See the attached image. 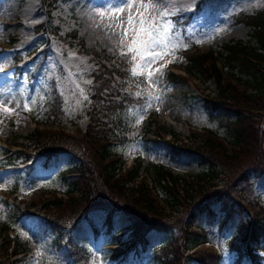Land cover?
I'll list each match as a JSON object with an SVG mask.
<instances>
[{"label": "rangeland", "instance_id": "1", "mask_svg": "<svg viewBox=\"0 0 264 264\" xmlns=\"http://www.w3.org/2000/svg\"><path fill=\"white\" fill-rule=\"evenodd\" d=\"M198 1L162 0L156 4L153 0L149 4L133 0L122 9L106 11L107 5L116 4L118 0H46V6L42 0H0L7 8L0 9V89L4 92L0 96V263L9 264L10 260V248L1 240L4 232L1 225L8 221L9 215L4 199H11L17 193L16 198H21V203H32L33 207L55 195L66 200L67 185L63 182L62 172L74 162L69 151L60 152L55 163L49 165L33 153L35 165L28 175L26 166H22V155L10 152L20 147L11 144L13 138L22 140V135L35 126L81 135L88 121L91 72L97 67V60L103 55L121 56V49L129 52L130 48L136 47L130 44L131 36L125 37L123 32L130 15L134 18L143 15L151 20L171 9L175 15L170 19L180 46L175 51L163 49L166 54L150 66L141 68L139 59L135 65L128 64V69L135 67L136 75L129 72L122 77L121 86L136 99L113 117H109L111 113L107 116L113 154L123 159L121 172L140 161L135 182L141 178L146 180L147 185L152 186V193L162 201L163 195L153 187L151 175L147 173L148 163H159L173 172L190 174L202 167L199 155L193 151L202 137L210 135L208 137L214 142L226 144L223 128L210 117L202 98L205 92H216L217 85L213 78L202 80L198 74H188L184 70L187 62L184 51L213 47L219 55L223 42L235 38L248 40L249 26L238 16L264 8V0H204L190 21L183 24L182 18L176 16L194 9ZM117 24L121 27L116 28ZM122 38L125 39L123 46L120 44ZM126 58L129 61L131 57ZM168 70L179 72L182 77L171 81L166 77ZM149 72L153 73L151 80L146 78ZM222 77L227 81L232 74L223 68ZM243 86L235 83L240 90ZM246 91L251 88L247 87ZM161 94V102L153 101L145 108L144 98ZM262 146L264 149V141ZM31 149L27 150L34 152ZM5 158L10 161L5 162ZM236 192L250 208L264 204V172H252L248 179L238 183ZM244 204L233 201L221 206L216 203L211 215L202 214L198 219L200 233L196 235L205 238L198 246L220 250V264H264V250L256 251L260 255L258 260L244 256L238 262L236 250L229 245L236 224L248 215ZM50 212L57 210L52 207ZM173 216V220H179V215ZM89 218L83 220L78 229L67 233L87 246L88 264H154L157 259L154 247L177 234L175 221L166 230L151 229L144 250L140 248L138 252L132 247L126 257L118 260L113 255V236L121 233L120 238L127 239L126 242L131 236L129 229L124 227V215L116 216V225L111 232L103 225L98 210ZM224 219L226 223L223 224ZM9 224L12 226L10 233L25 243L14 264H67L56 246L59 240L38 216H23ZM190 264L199 263L192 260Z\"/></svg>", "mask_w": 264, "mask_h": 264}, {"label": "trees", "instance_id": "2", "mask_svg": "<svg viewBox=\"0 0 264 264\" xmlns=\"http://www.w3.org/2000/svg\"><path fill=\"white\" fill-rule=\"evenodd\" d=\"M45 1L42 0L46 6ZM191 15L185 14L182 22H188ZM239 16L238 19L249 26L248 40L235 38L223 42L219 55L213 47L185 51V71L198 74L202 80L213 78L217 85L216 92H205L202 98L210 117L223 128L226 144L214 142L210 135L202 137L193 150L199 155L202 167L190 174L173 172L159 163H148L147 173L151 175L153 187L163 195L162 201L152 193V186L150 188L146 180L141 178L135 182L140 161L121 172L123 159L113 154L107 116L111 113L109 117H113L134 99L121 86V77L128 74L122 64L125 57L103 55L97 60V67L91 72L88 121L80 136L63 129L34 127L22 135V140L13 138L11 144L20 147L11 153L20 154L28 161V175L33 168V153L42 156L45 165H49L55 163L60 152L69 151L74 162L62 172L67 185L66 200L55 195L35 207L28 202L4 200L9 215L8 221L1 225L4 231L1 240L3 245L7 242L6 247L10 246L9 264L19 260L16 254L24 249L25 243L11 236L7 226L27 215L38 216L50 227L67 264H87V246L67 233L78 229L83 220H90L95 210L102 215L103 225L109 232L115 228L117 215L125 217L124 227L131 236L127 242L120 238L121 233L113 236V255L118 260L132 247L145 249L148 231L166 230L175 221L177 234L154 247L157 258L154 264H190L192 260L199 264L220 263L221 253L216 248H199L205 238L196 235L200 233L198 219L202 214L211 215L216 203L221 206L233 201L244 204V199L236 192L238 183L248 179L252 172H264V8ZM223 68L232 74L230 80L223 79ZM166 77L176 81L182 76L169 71ZM235 83L243 84L244 89L235 87ZM247 87L251 91H246ZM244 206L248 215L236 224L235 235L229 241L237 252L238 262L243 256L258 260L256 250L264 249V204L254 208L247 203ZM52 207L56 213L50 212ZM176 214L179 220L172 219ZM196 246L198 249L193 250Z\"/></svg>", "mask_w": 264, "mask_h": 264}, {"label": "snow or ice", "instance_id": "3", "mask_svg": "<svg viewBox=\"0 0 264 264\" xmlns=\"http://www.w3.org/2000/svg\"><path fill=\"white\" fill-rule=\"evenodd\" d=\"M137 3H153V0H135ZM162 0H155L158 4ZM133 3V0H118L116 4H109L106 6L105 10L110 9H122L124 6H128ZM155 8V4H153ZM103 13H101L102 15ZM175 12L171 9H167L164 12L159 13L157 16H153L151 20L145 18L141 15L139 18H134L132 15L129 16L127 27L123 28L124 36H131L130 44L136 45L134 48H130L129 52H124L122 49L120 51L121 57L130 56L128 63L135 65L137 59L140 61V67L150 66L156 63L162 58L164 53L162 50L168 48L169 51H175L177 47L180 46V40L175 33V25L170 19L174 16ZM123 22H121L122 24ZM137 23L140 27L137 28ZM121 24L115 25L116 28H120ZM111 27V25H109ZM199 42V41H198ZM121 46L125 44V39H121ZM171 47L169 48V46ZM183 47H187L186 44ZM159 50V51H158ZM129 72L132 75H136L135 67L130 68ZM146 78L151 80L153 78V73L149 72L146 74ZM90 83V82H89ZM139 98V93L136 94ZM87 99V97H85ZM146 100V105L149 106L153 101L161 102L162 94L155 97L144 98ZM25 108H27V103H25Z\"/></svg>", "mask_w": 264, "mask_h": 264}, {"label": "bare ground", "instance_id": "4", "mask_svg": "<svg viewBox=\"0 0 264 264\" xmlns=\"http://www.w3.org/2000/svg\"><path fill=\"white\" fill-rule=\"evenodd\" d=\"M3 1V0H2ZM8 2V1H7ZM4 7L6 8V6H2L1 4H0V9H4ZM25 8H28L27 6L25 7ZM7 9V8H6ZM125 20V19H124ZM123 20V21H124ZM128 22V21H127ZM127 25V24H126ZM137 26V25H136ZM0 73H2V72H0ZM3 94H4V92H2V90L0 89V96H3Z\"/></svg>", "mask_w": 264, "mask_h": 264}]
</instances>
